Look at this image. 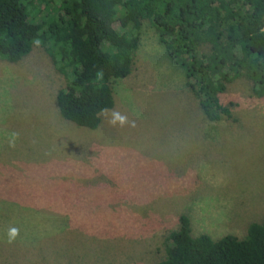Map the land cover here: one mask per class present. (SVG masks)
I'll return each instance as SVG.
<instances>
[{"label":"rangeland","instance_id":"374dc122","mask_svg":"<svg viewBox=\"0 0 264 264\" xmlns=\"http://www.w3.org/2000/svg\"><path fill=\"white\" fill-rule=\"evenodd\" d=\"M63 85L36 43L0 60V264H152L180 214L213 235L264 214V97L247 80L226 85L232 117L208 126L144 21L96 128L59 115Z\"/></svg>","mask_w":264,"mask_h":264},{"label":"trees","instance_id":"16d2710c","mask_svg":"<svg viewBox=\"0 0 264 264\" xmlns=\"http://www.w3.org/2000/svg\"><path fill=\"white\" fill-rule=\"evenodd\" d=\"M144 21L208 126L232 117L222 95L234 80L264 97V0H0V60L15 63L38 44L64 77L59 115L94 129L113 106L111 83L132 70ZM236 233H193L180 214L152 264H264V214Z\"/></svg>","mask_w":264,"mask_h":264},{"label":"clouds","instance_id":"9594fccd","mask_svg":"<svg viewBox=\"0 0 264 264\" xmlns=\"http://www.w3.org/2000/svg\"><path fill=\"white\" fill-rule=\"evenodd\" d=\"M117 122H119L120 126H123L127 122V118L118 112H113L112 119L109 121V123L115 126ZM15 135L16 134L13 133V136ZM18 235H19V230L16 227L9 228L7 232V242L8 243L14 242Z\"/></svg>","mask_w":264,"mask_h":264}]
</instances>
